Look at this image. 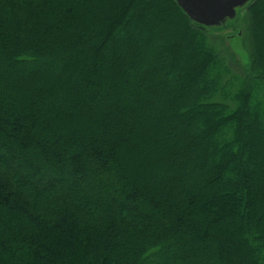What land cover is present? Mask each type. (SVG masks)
Here are the masks:
<instances>
[{
	"label": "trees",
	"instance_id": "16d2710c",
	"mask_svg": "<svg viewBox=\"0 0 264 264\" xmlns=\"http://www.w3.org/2000/svg\"><path fill=\"white\" fill-rule=\"evenodd\" d=\"M246 15L248 76L175 0H0V264H264Z\"/></svg>",
	"mask_w": 264,
	"mask_h": 264
},
{
	"label": "water",
	"instance_id": "95a60500",
	"mask_svg": "<svg viewBox=\"0 0 264 264\" xmlns=\"http://www.w3.org/2000/svg\"><path fill=\"white\" fill-rule=\"evenodd\" d=\"M188 18L205 29L215 31H230L237 24L241 13L250 7L256 0H175ZM242 23H238L239 31L234 35H228L231 39L240 38L248 34V30L241 29ZM236 49V48H235ZM248 56V55H247ZM249 57V58H248ZM249 63L251 57L248 56Z\"/></svg>",
	"mask_w": 264,
	"mask_h": 264
},
{
	"label": "rangeland",
	"instance_id": "374dc122",
	"mask_svg": "<svg viewBox=\"0 0 264 264\" xmlns=\"http://www.w3.org/2000/svg\"><path fill=\"white\" fill-rule=\"evenodd\" d=\"M242 21L243 23L241 29H244L246 31L248 20L247 18H244L242 19ZM219 32H212L209 34L211 42L219 46L223 55H225L228 58L230 62L229 65H231V68L233 70H236L237 72L243 73L248 76L249 64H250L248 62L249 61L248 56H251L248 34L244 36L242 35L238 39L236 38L231 39L232 41V45H231L230 38L228 36L231 33L223 32V31H219ZM32 109H38V107L35 106L32 107Z\"/></svg>",
	"mask_w": 264,
	"mask_h": 264
}]
</instances>
